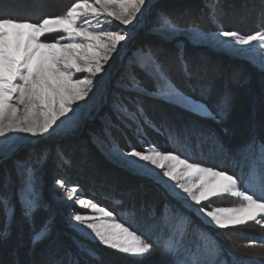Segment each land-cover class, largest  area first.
I'll return each mask as SVG.
<instances>
[{
    "label": "snow or ice",
    "instance_id": "obj_1",
    "mask_svg": "<svg viewBox=\"0 0 264 264\" xmlns=\"http://www.w3.org/2000/svg\"><path fill=\"white\" fill-rule=\"evenodd\" d=\"M37 6L46 7L43 3ZM154 8L157 5L153 0H72L62 13L45 14L39 19L0 11V164L13 160L15 172V180L7 170L0 176V245L11 238L13 224L20 229V236L28 226V255L32 258L23 264H81L80 253L100 260L97 249L85 241L98 242L114 253L134 258L135 264H143L156 251L169 257L168 264H253L233 253H228L230 260L222 259L223 248L204 230H199L200 242L195 250L185 239L194 225L189 213L202 224L221 230L250 224L264 229V126L257 129L254 125L242 143L225 144L220 132L208 122L222 125L227 119L232 109L231 91L227 87L217 89L213 81H208L199 86L198 96L193 95L176 81L173 67L175 62L185 65L187 83L195 90L193 73L183 56L187 43L248 56L253 51L264 52V26L248 34L224 28L220 0H204L203 10L217 26L215 31L203 29L195 20L186 21L188 9H161L150 29L154 39L131 50L113 77L115 60L127 47L132 29ZM259 9L264 20V0H259ZM104 25L109 27L105 29ZM46 36L55 38L43 39ZM168 45L177 51L175 60L164 55ZM259 66L264 70V55ZM97 99V107L107 110L101 116V127L91 134V143L119 167L157 181L180 206L165 203L157 210L131 204L126 214L132 222L126 226L113 211L80 195L78 185L56 178L55 186L64 193L62 199L77 206L69 215V225L78 236L73 253L54 234V218L42 215L49 212L43 175L50 150L36 154L30 149L24 157L16 154L39 138L79 128L78 114ZM148 104L161 112L178 107L187 118L177 120L164 113L157 123L148 115ZM149 129L167 134L170 143L185 147L194 140L198 146L211 142L222 154L239 157L247 171L242 168L230 174L228 169L190 162L176 151L160 150L149 138ZM221 131L227 134L229 130L222 127ZM117 132L124 139L123 145ZM128 132L133 138H128ZM55 155L62 164L71 163L62 147L56 148ZM224 197L238 200L239 206L214 205ZM141 221L144 232L134 230ZM157 229L152 239L150 234ZM41 247V257L36 259L35 250ZM245 247H259L260 251L244 255L259 257L264 264V243L251 241Z\"/></svg>",
    "mask_w": 264,
    "mask_h": 264
},
{
    "label": "rangeland",
    "instance_id": "obj_2",
    "mask_svg": "<svg viewBox=\"0 0 264 264\" xmlns=\"http://www.w3.org/2000/svg\"><path fill=\"white\" fill-rule=\"evenodd\" d=\"M220 2L222 4L225 13L224 16L222 17V24L224 20L226 22H229L230 20L231 21L235 20V22L237 21L240 22L239 26L241 28L247 29V28L256 27L255 29H253V31L262 30V26H264V22H263L264 20L261 19L259 14V10H260L258 7L259 0H220ZM34 3L35 2H33V0H3V2L0 3V11H3L5 14L7 13L20 14L19 11H21L22 12L21 14L24 15L25 17L39 19L42 18V16L45 14H59V12L62 13L63 10L69 4L72 3V0H60V1L42 0L40 1V3H35V4ZM41 3L45 4L46 7L40 8L37 6ZM153 3L157 5V8H154L151 12L147 13L142 23L140 25H137L134 29H132L131 39L127 42V47L123 52H121L120 57H118L115 60L112 69L113 77H115V75L121 68L122 63L126 61L127 55L130 54L131 50H134L139 45L148 43L154 39L150 35V29L155 23L157 11L161 9L170 12H183L185 9H188L190 10V15L185 17L186 21L195 20L198 23L199 20L204 21V19L206 18L205 22H208L210 28L211 27L213 28V30L211 29V31L216 30L217 26L212 23L206 11L203 10L204 0H153ZM250 3H252V6ZM254 3L257 4V9H255V11L253 10V8L256 7L254 6ZM236 7L238 8L235 10ZM29 10L32 11L28 12ZM237 15H241L242 17ZM253 17L256 23H252V22L250 23ZM242 19L243 21H241ZM199 25L201 24L199 23ZM130 28H132V26ZM230 30H234V29H230ZM43 39L52 40L54 39V37L46 36ZM169 46L172 47V45H168L167 47ZM188 46L198 49L195 51L199 53L198 54L196 53V55H192V52L189 51V55L186 54L185 50L189 49ZM185 47L183 50L184 61L187 64L188 68L193 73L192 84L197 85V88L194 90L191 87V85L187 83L184 64L175 62L176 65L173 67V75L176 81L184 85L186 90L188 92H191L193 95L198 96L199 86L201 84L207 83L208 81H213L217 89H223L224 87H227L229 80L232 89H239L238 91L243 92V94H245L246 92L245 88L244 89H240V88L245 87L243 83L248 79H251L253 85L257 86L258 88L257 90H259L261 93L264 94V90H263L264 82H262L259 79V76L260 77L264 76V70H262L259 66V59L261 55H264V52L253 51L248 56L245 55L236 56L231 54L230 52L225 53L226 51L224 52V50L216 49L206 44L193 45L191 43H187ZM167 50L165 52L166 54L165 56H171V58L174 59L177 54L175 55L169 54ZM187 56H190L189 57L190 59L189 58L187 59ZM253 59L256 61L255 63L253 62ZM188 60H190V62ZM200 69H204V70L201 72ZM234 96L236 95L234 94ZM99 103L100 101L99 99H97L96 101H93L91 105L88 106V108L90 109L87 110L80 118L79 128H71L70 131L65 132L64 134L59 136H53L50 138H39L37 141H34L32 144L28 145V147L22 148V150L16 154L17 157H24L28 154V151L30 149L33 150L36 154H39L44 149L50 150L51 157L45 166L44 175H43V195L45 200L47 201L49 212L43 213L42 215H51L54 218V234L56 235L58 240L62 243L64 248L71 249L73 253L76 252V248L74 247L73 242L74 240L78 239V236L69 225V215L74 208H77V206L73 204V202L71 201H64L62 199L64 193L63 190L55 186L54 181L56 178L62 177L70 184L78 185L79 188L81 189L80 195L87 198L95 197L96 199L94 201H97L101 206H105L109 210L113 211L117 219L119 218V215L123 216L125 213L128 212L129 206L131 204H135L138 208L140 205H144L146 208H151L154 206L156 209H159L162 203L165 204L167 202L175 204L177 207L180 206L179 203L171 196L170 192L167 189H165L162 185H160L157 181L149 177L134 175L129 171L119 167L115 163L109 161L95 147V145L91 143L90 140L91 134L99 130L102 123L101 116L104 114V111L107 110L105 108L103 111H101L97 107ZM147 106H150L148 109V115L149 116L151 115L150 117L157 123H159V121L163 118L164 113H167L172 117L177 115L176 119L187 118L182 114L183 112L179 113L175 111L173 112L174 114H172L171 107L169 111L166 110L164 111L163 114L157 115L153 110V107L155 105L152 104ZM208 123L210 124L212 122L209 121ZM127 134H128V138H133L131 132L130 133L128 132ZM116 135L117 137L121 136L119 132H117ZM148 136L152 141L156 143V145L160 150H164L163 146L165 145H161V142L163 141H162V135L160 133H157L149 129ZM75 138L79 139L78 145H76L75 142L71 141L74 140ZM120 138L124 143L123 137ZM28 139L32 140L31 137H29ZM88 145L89 147L92 145V149L94 150V152L95 153L98 152V155H101V159L103 160H99L98 162L91 163L90 161H88L87 158L82 160L83 158L81 159V157H79V159L75 157V154H73L74 152H79L80 155H83L84 150L87 151ZM58 146L62 147L65 150L68 159L71 161L70 164L64 165L56 158L55 150ZM71 153L73 154V156ZM9 161L12 162L7 166L5 164H0V176H2L5 173V170H7L9 172H12L13 178L15 180L13 160L10 159ZM73 161L75 162L76 165L74 164ZM79 165H81L82 167ZM99 165L102 166L101 170L100 168H98L100 167ZM73 166H77V169H74ZM84 168H87L86 171H90L88 172L89 174L92 175L90 176V179L85 174L83 176L79 174V172L83 171ZM94 171L99 172L97 177H99L100 175L101 176L100 179L103 178L104 176L103 174H108L107 177L110 178L109 182L104 180L103 182L99 183V186L97 188L94 189L93 179H92V177L94 178L96 177L95 176L96 173H94ZM117 172L120 173V176L116 177L119 180L117 181H115V179L112 180L111 176L113 175L115 178L116 176L115 174H117ZM132 176H137V178L139 179L133 178ZM130 179L132 180L137 179V180H134L135 182L134 181L132 182V180ZM82 181L86 182V185L83 184ZM133 183L134 184L138 183V185L134 186ZM168 183L170 184L172 182L169 181ZM88 184L90 185L89 188L87 186ZM114 184L116 188L113 187ZM91 186L92 188H90ZM119 187L122 188L119 189ZM105 191H109V192L105 193ZM177 191L179 190L177 189ZM165 198H167V200H165ZM117 200L122 201V203L119 204L116 203L115 201ZM239 203L240 202L238 200L231 197H224L214 201L215 206H224V207L239 206ZM189 215L191 217H194L196 221H198L201 225L207 228H210L219 233L223 232L225 233V235L230 234L229 237L232 242L236 241L238 238L241 239L243 243L245 242V240L249 242L250 239H248L247 236L243 234L244 230L252 231L253 229H255L264 232V229H261L254 224H250L247 227H238V228L221 230L215 227H208L202 224L201 221L195 215L191 213H189ZM18 222H19V218H17V223ZM2 225H3V217H0V226ZM19 233H20V229L18 228L17 224H13L11 238L6 244L0 245V264H13L14 257H17L19 261L22 262V264L24 261H27L32 258L28 255L30 248L29 245L30 229L28 228V226L25 225L23 227L22 236H20ZM243 236L245 240L242 238ZM223 242L224 240L221 239L222 244ZM85 243L89 247L97 249L98 255L100 256V260H93L88 256L84 255L83 253H80L79 259L81 258L83 264L85 261H87V264H107L104 262H108V264H113L112 260L114 259V257L116 261L118 260L126 261L124 259H132L131 257H125L118 253H114L111 250H108L103 246H100L98 242L93 244L91 242L85 241ZM245 245L246 244H241L242 246L241 249L244 250L248 249L245 247ZM14 248L16 250H14ZM234 250L233 251L229 250L228 253H233L242 260H246L242 258V256H245L244 254L242 256H239L237 251ZM42 251H43L42 247L37 248L35 250L36 259H40ZM229 259H231L230 256Z\"/></svg>",
    "mask_w": 264,
    "mask_h": 264
},
{
    "label": "trees",
    "instance_id": "obj_3",
    "mask_svg": "<svg viewBox=\"0 0 264 264\" xmlns=\"http://www.w3.org/2000/svg\"><path fill=\"white\" fill-rule=\"evenodd\" d=\"M40 1H42V0H35V1L33 0V2H35V3H40ZM45 3H46V1H45ZM250 4L252 5V3H250ZM254 5H255V3H254ZM237 8L238 7H236L235 10ZM31 11L32 10H29L28 12H31ZM7 14L14 15V13H7ZM20 15L22 17H25L22 14H20ZM14 16H16V15H14ZM243 16H245V15H243ZM246 19H247V17H246ZM241 21H243V19ZM232 22L235 23V21H232ZM246 22H247V20H246ZM251 22L255 23L254 17L252 18L250 23ZM239 23L240 22L235 23L236 25H234V27H232L230 29L237 30L240 33L242 32L241 34H248L250 32H253L254 28H247V29L244 28L243 29L239 26ZM223 26L227 29V27L225 25H223ZM230 29H228V30H230ZM200 70L202 72L204 69H200ZM255 79H256V77H255ZM259 79L262 82H264V76H261V77L259 76ZM243 84L245 85V87H241L240 89L245 88V91H246L245 94H243V92L238 91L239 89H232V86L230 85V80H229V82L227 84V88L231 91V94H233L232 95L231 112L229 113L227 119L223 121L222 125H216L213 122L209 124L210 126L216 128L218 132H220L225 144H227L229 146H232V145H235L238 143H242L245 140H247L250 133L252 132L254 125L257 127V129H259L261 126H264V94L261 93L259 90H257L258 89L257 86L253 85V82H251V79L246 80ZM251 86H252V88H251ZM234 94L236 96H234ZM148 105H152V104H148ZM149 107L150 106H147V111H148ZM183 119H186V118H181V119H177V120H183ZM222 127L228 128L229 131L227 134H225L221 131ZM161 135H162V141H163V142H161V145H165V146H163L164 151H176L177 153L182 155V158H184V157L189 158L190 162H198V163H201L205 167H216L217 169H221V168L228 169V170H230V174H231V172L239 173L242 170V168L244 171H247V168L244 166V162L239 157H233L232 155L222 154L211 144V142H206V143H203V144L198 146L197 142L194 140L190 146L185 147L182 144H177L174 142L170 143L167 134H161ZM68 168H70V167H68ZM79 174L81 176H83L82 174H84V171H81ZM79 174H77V175H79ZM112 177L114 178L113 175L111 176V178ZM132 177L137 178V176H132ZM104 178L110 180V178H108L106 176ZM137 179H139V178H137ZM94 180L95 179H93V181ZM100 180H102V179H100ZM82 183L86 185V182L82 181ZM107 192H109V191H105V193H107ZM165 200H167V198H165ZM163 204L164 203H162V205ZM159 209H157V210H159ZM191 218L194 221V225L190 226L189 231H188L189 235L186 236L185 243L188 246L192 247L193 250H195V245L200 242V234H198V233H200L199 230L206 231L208 233L209 237L211 239H213L219 246H221L223 248L225 255L222 257V259H229V256H228L229 250L233 251L235 249L239 256H242L243 254H245L247 252L260 251L259 247L253 248V249L248 248L245 250L241 249L242 248L241 244H248L251 241H256L258 245L261 243H264V232L263 231H259V230H255V229H253L252 231L244 230L243 234L246 235L247 238L250 239V241L247 242L243 236L242 238L245 240L244 243L239 238L237 240L235 239L236 241L233 240L234 242H232L230 237H229L230 234L225 235V233H223V232L219 233L217 231H214L210 228H207V227L201 225L198 221H196V219L194 217H191ZM118 220L120 222L125 223L127 226L129 223L132 222V217L125 213L123 216L119 215ZM196 226H198V228ZM134 230H137L138 232H144L145 227H144L143 222L141 221V223L139 225H135ZM158 231H159V229L153 231L154 233L152 232L150 234L152 239H155V236H156L155 234H157ZM221 239L224 240L223 244L221 243ZM14 250H16V249L14 248ZM242 258H244L246 260H251L253 262V264H260V258L259 257H251V256L245 255V256H242ZM18 260L19 259L17 257H14L13 258V264H16V261H18ZM124 260H126V261H123V260L116 261L115 257H114V259L112 261H113V264H123V263L124 264H135L134 258L124 259ZM80 261H81V258H80ZM168 262H169V257L166 254H164L161 251H156L151 256H149L145 261H143V264H168ZM104 263L108 264V262H104ZM81 264H83L82 261H81Z\"/></svg>",
    "mask_w": 264,
    "mask_h": 264
},
{
    "label": "bare ground",
    "instance_id": "obj_4",
    "mask_svg": "<svg viewBox=\"0 0 264 264\" xmlns=\"http://www.w3.org/2000/svg\"><path fill=\"white\" fill-rule=\"evenodd\" d=\"M35 1V0H34ZM56 1V0H55ZM58 1V0H57ZM60 1V0H59ZM225 2V1H224ZM252 2V1H251ZM202 3V2H201ZM67 5V4H66ZM70 5V4H69ZM68 5V6H69ZM237 5V4H236ZM7 6V5H6ZM252 6V5H251ZM254 6H256L255 8H253L254 9V11H255V9H257V4H255ZM259 7V6H258ZM200 8H201V6H200ZM62 11V10H61ZM64 11V10H63ZM253 11V12H254ZM20 12V14L22 13L21 11H19ZM18 13V12H17ZM192 13V12H191ZM20 14H14V15H16V16H19V17H22ZM59 14H60V12H59ZM13 15V16H14ZM232 15V14H231ZM237 16H241V15H237ZM231 17H233V16H231ZM242 17V16H241ZM206 19V18H205ZM205 19H204V21H201V20H199V22L198 23H200L201 25V27L202 28H205V30H213V28L211 27L210 28V25L208 24V22H205ZM232 19V18H231ZM244 19V18H243ZM231 21V20H230ZM229 21V22H230ZM233 21V20H232ZM231 21V23H229V22H226L225 20H224V22H223V25H225L226 27H227V29H230V28H232V27H234V25H236L235 23H237V22H232ZM235 21V20H234ZM264 22V21H263ZM256 23V22H255ZM105 29H107L109 26L108 25H104L103 26ZM131 27V26H130ZM224 27V26H223ZM209 28V29H208ZM225 28V27H224ZM256 28V27H255ZM254 28V29H255ZM244 29V28H243ZM54 37V36H53ZM55 38V37H54ZM167 47V46H166ZM168 48V53L169 54H172V55H175V54H177V52H176V49H175V47L174 46H169V47H167ZM186 48V47H185ZM188 50H185V52H186V54H188L189 55V51H191L192 52V55H196V53L198 54L199 52H196L195 50H198V49H195V48H193V47H189L188 46ZM201 51V50H200ZM225 52V51H224ZM195 53V54H194ZM225 53H227V51L225 52ZM164 55H166V54H164ZM166 57H170L171 58V56H166ZM190 56H187V59L189 58ZM190 59V58H189ZM173 60H175V58L173 59ZM189 62H190V60H188ZM176 65V63H174V66ZM80 75H82V74H80ZM92 104V102L91 103H88V104H86L85 105V107L81 110V112L78 114V116H79V121H80V118L83 116V114L87 111V110H89L90 108H88V106L89 105H91ZM92 107V106H91ZM157 109V110H156ZM169 109H170V107L169 108H166V109H164L163 110V112H161V110H159L158 109V107L157 106H154L153 107V110H154V112L157 114V115H159V114H163L164 113V111H166V110H168L169 111ZM171 112H172V114H174L173 112H179V113H182L183 112V110L182 109H179L178 107H171ZM176 115V114H175ZM151 116V115H150ZM177 116V115H176ZM176 116H174V117H176ZM178 116H179V114H178ZM160 118H161V115H160ZM257 128V127H256ZM71 129H68V131H70ZM67 131V132H68ZM130 133V132H129ZM121 134V133H120ZM128 135V134H127ZM121 136H118V138H120ZM90 140H91V138H90ZM72 142H75L76 143V145H78V141H79V139H77V138H75L74 140H71ZM120 141H121V145H123V142H122V139L120 138ZM68 142V141H67ZM88 142V141H87ZM159 142V141H158ZM86 143V142H85ZM66 144H68V143H66ZM89 144V143H88ZM91 147V148H90ZM89 147V145H88V148H87V151H85L83 148V150H84V153H83V155H80L79 154V152H74L73 154H75V157L76 158H78L79 159V157H81V159L82 160H84V159H88V161H90L91 163H95V162H98L99 160H103V159H101V155H98V152L97 153H95L94 152V150L92 149V145ZM86 149V148H85ZM76 150V149H75ZM80 151V150H79ZM70 154V153H69ZM72 154V153H71ZM73 154H72V156H73ZM86 154H87V156H86ZM20 155V154H19ZM77 159V160H78ZM95 160H97V161H95ZM12 161H7V162H5V165H8V164H10ZM74 162V161H73ZM79 162H81V161H79ZM101 162V161H100ZM82 163H84V162H82ZM74 164H75V162H74ZM90 164V163H89ZM76 165V164H75ZM82 165V164H81ZM81 165H79V166H81ZM103 165H104V163H103ZM100 167H98V168H100V170H101V168H102V166L101 165H99ZM74 167V169H77V166H73ZM82 167V166H81ZM86 169L87 168H84V174L85 175H87L88 177H89V179H90V176H92L91 174H89L88 172H90V171H86ZM112 169V168H111ZM74 171V170H73ZM77 171V170H76ZM75 171V172H76ZM80 173V172H79ZM94 173H96V177L94 178V177H92V179H95L96 181H93V186H94V189L95 188H97L98 186H99V183H101V182H103L104 180L105 181H108L109 182V180L108 179H105L104 177L106 176L107 177V175L108 174H103L104 176H103V178H102V180H100V175H99V177H97L98 176V174H99V172L98 171H94ZM84 174H82V175H84ZM127 174V173H126ZM120 176V173H118L117 172V174H116V176H115V181H117V180H119L118 178H116V177H119ZM137 176H141V175H137ZM112 180L114 179L113 177L111 178ZM100 180V181H99ZM130 180H132V179H130ZM134 180H136V179H133L132 180V182L134 181ZM135 182V181H134ZM107 183V182H106ZM134 184V183H133ZM130 185V184H129ZM129 185H127V186H129ZM136 185H138V183L137 184H134V186H136ZM89 184H88V188H89ZM124 186V185H123ZM113 187L114 188H116V186H115V184L113 185ZM90 188H92V186L90 187ZM122 187H119V189H121ZM118 189V190H119ZM105 194V193H104ZM91 199H93V200H95L96 198L94 197V198H91ZM117 199V198H116ZM145 227V226H144ZM200 229V228H199ZM154 233V232H153ZM198 233V232H197ZM198 234H200V233H198ZM156 235V234H155ZM189 235V234H188ZM196 236V235H195ZM187 241V240H186ZM190 242V241H189Z\"/></svg>",
    "mask_w": 264,
    "mask_h": 264
}]
</instances>
